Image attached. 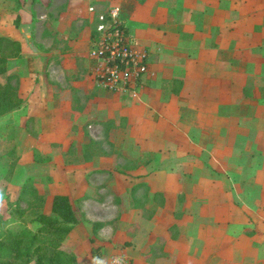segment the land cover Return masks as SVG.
Masks as SVG:
<instances>
[{"label": "crops", "instance_id": "0c3cea01", "mask_svg": "<svg viewBox=\"0 0 264 264\" xmlns=\"http://www.w3.org/2000/svg\"><path fill=\"white\" fill-rule=\"evenodd\" d=\"M91 2L0 0V38L20 45L0 81L24 101L0 116L7 174L43 214L69 198L77 264H264V0L125 6L147 54L135 100L91 75Z\"/></svg>", "mask_w": 264, "mask_h": 264}, {"label": "trees", "instance_id": "16d2710c", "mask_svg": "<svg viewBox=\"0 0 264 264\" xmlns=\"http://www.w3.org/2000/svg\"><path fill=\"white\" fill-rule=\"evenodd\" d=\"M20 45L17 42L0 38V76L6 74L8 58L18 57ZM7 78L0 81V116L20 109L24 101ZM21 201L35 202L39 210L44 199L26 182L19 196ZM50 214L36 213L35 231L23 229L19 232L5 229L0 232V264H77L76 256L63 247V242L82 216L73 208L65 195L52 198ZM96 225H93V230ZM97 249H92L95 256ZM96 257V256H95Z\"/></svg>", "mask_w": 264, "mask_h": 264}, {"label": "built area", "instance_id": "2783aa9c", "mask_svg": "<svg viewBox=\"0 0 264 264\" xmlns=\"http://www.w3.org/2000/svg\"><path fill=\"white\" fill-rule=\"evenodd\" d=\"M94 26L88 58L91 75L97 86L120 96L137 99L147 74V54L138 46L121 19L118 6L104 12L88 8ZM100 264H129L122 255H115Z\"/></svg>", "mask_w": 264, "mask_h": 264}, {"label": "rangeland", "instance_id": "374dc122", "mask_svg": "<svg viewBox=\"0 0 264 264\" xmlns=\"http://www.w3.org/2000/svg\"><path fill=\"white\" fill-rule=\"evenodd\" d=\"M135 1L140 5H143L144 2V0H92L91 4L96 8L98 7V9L102 8L100 12L106 11L110 6H118L122 11H124L125 6H127L128 10L126 11L130 12L131 4ZM126 11H124V13H127ZM40 12L44 13V10H40ZM41 47L45 48L42 45ZM47 74H50L52 77L54 75L52 72ZM58 80H61L60 77H58ZM84 131L87 133H89V131L93 134L96 133L95 128L92 127L89 129L87 125H84ZM74 139L75 138H73V140ZM23 144H25V142H23ZM104 145L108 146V144ZM2 148L3 151L0 152V232L5 229L13 230L14 232H19L23 229L35 231L38 227V224L33 221L35 214L42 212L43 208L39 210L38 206L35 205L37 203L21 201L19 199L21 194L20 187L22 186L24 177L20 175L13 180L11 179L12 176L7 174L10 166H13L11 164L16 161V154H7V152H5L6 150H10V147L3 146ZM24 148L27 149L25 146ZM34 156L36 157V153H34ZM43 211L48 212V209L44 208ZM247 218H249V216ZM245 236L247 238L252 236L250 230H247Z\"/></svg>", "mask_w": 264, "mask_h": 264}]
</instances>
